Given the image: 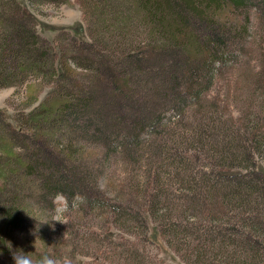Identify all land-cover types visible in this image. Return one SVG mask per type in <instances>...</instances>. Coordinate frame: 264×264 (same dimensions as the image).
Here are the masks:
<instances>
[{
    "label": "trees",
    "instance_id": "obj_1",
    "mask_svg": "<svg viewBox=\"0 0 264 264\" xmlns=\"http://www.w3.org/2000/svg\"><path fill=\"white\" fill-rule=\"evenodd\" d=\"M12 1L15 9L0 13V87L44 75L41 85L46 81L50 92L14 124L2 122L0 264H109L110 257L141 264L146 257L139 262L135 255L141 249L110 229L127 223L153 244L149 222L186 264H264V130L258 114L254 121L246 114L190 110L207 99L214 71L238 63L247 29L240 18L246 22L264 0H80L85 21L96 29L91 41H79L78 26L71 27L68 44L61 33L70 30L48 28L60 30L50 41L36 30L29 9ZM131 10L143 13L156 40L142 37L120 51L117 44L130 37L134 23L125 15ZM108 47L120 54L115 64L106 60ZM87 72L97 73L94 80ZM81 76L87 86L80 85ZM33 88L28 97L36 100ZM190 111L192 137H179L170 147L168 136L165 145L159 136L171 118ZM3 116L0 109L1 121ZM153 135L158 143L148 152L154 168L140 165L145 169L133 184L103 179L110 162L141 161L143 140ZM73 137H80L75 147ZM174 148L177 170H158L159 157ZM193 155L204 160L198 168ZM165 174L175 175L178 187ZM58 196L65 200L59 217L48 209ZM87 207L100 210L107 230L92 231L93 246L83 254L73 228Z\"/></svg>",
    "mask_w": 264,
    "mask_h": 264
},
{
    "label": "rangeland",
    "instance_id": "obj_2",
    "mask_svg": "<svg viewBox=\"0 0 264 264\" xmlns=\"http://www.w3.org/2000/svg\"><path fill=\"white\" fill-rule=\"evenodd\" d=\"M16 1L23 3L35 16L37 19L36 30L44 38L53 41L54 37L60 32V30L55 31L48 28H60L61 31L70 30L68 31L69 33L66 32L69 34L68 40L65 35H62L64 32L61 33L62 44L65 42L68 44L71 42L69 39L71 40V37L74 34L70 28L77 25L80 33L76 34V39L79 41L92 40L91 35L96 28L92 26L90 28L87 21H85L83 10L79 4L80 0H65L63 3H56L52 0ZM115 2L118 1L115 0ZM0 3L1 14L4 9H15L12 0H0ZM103 6L105 5H102V8ZM138 12L132 10L131 12H124L125 15H129L134 23L131 24V31L129 32L130 37L128 39L120 41L121 39L118 38L120 42H118L117 48L120 51H122L121 49L123 46L127 47L130 46V44H135L142 37H144L146 42H149L153 39L156 40V36L150 38L151 32L153 31L152 24L149 23L147 25V23L144 21L143 13L140 11ZM220 16L223 17L225 15ZM244 20L245 19L243 17L240 18V21L244 22L246 25L245 27L247 28L245 30L246 39L242 45L241 53H243L238 59V63H230L226 67L214 71L213 74L210 75V78H214V83L211 86L209 92H207V99L200 106H197L196 108L192 107L190 110L207 113L215 112V116L223 114V111L227 116L231 115L233 117H236L238 114L245 117L246 114L248 118L251 117V119L254 121H256L255 115L258 114L257 126L264 130V7H261L258 13H249V18L246 19V22ZM112 21L117 22L114 17L112 18ZM43 24L46 27H44ZM2 28L3 27L0 25V30L3 31ZM99 36L101 35H98L97 37ZM102 46L106 47L108 44H106L104 41ZM96 47L102 49L98 41ZM72 51H74L73 48H71V52ZM74 54H77V52L75 51ZM119 56L120 54L116 53V51H110L108 47V58L106 60H110V62L115 64L118 61ZM97 69V72H99L101 66L97 67ZM87 73L90 76L88 78L91 81L94 80L95 76L97 75L96 72L92 74L89 72ZM43 77L44 75L30 77L23 85L16 87H0V109L5 110V116L7 118L6 119L3 116L2 121L0 119L1 133L4 132L5 126L3 123L6 125L9 123V121H11L14 124V117L19 118V116L22 114L28 113L35 106H37L42 101V99H44V97L48 95L50 88L47 86V82L45 81L46 87L41 85V78ZM83 78L84 80H82ZM88 78H86V76H81V81H79V83L82 87L89 84L87 83L89 81ZM91 84H93V82ZM32 85L35 86V88H33V92H36V100H34L33 97H28V94L31 92ZM191 113L192 111H190L189 114L187 112L185 115L186 118H182L180 115L177 118H171V121L169 122L171 124L165 129L164 133L160 134L159 136L161 137V141L164 138L165 145L168 141V136H173V139L169 145L170 147L173 146L174 140L175 142L178 141L179 137H192V130L189 127V122L192 120V115L190 118H188V115ZM194 117L195 115L193 114V119ZM174 134H176V136H174ZM2 136L3 135H0V139ZM155 137L156 136L153 135L150 136L147 141L143 140V146H141L140 151L142 150L141 153L142 157L144 158L141 161L136 163L132 158H127L126 160L129 163H125L121 159L110 162L108 169L106 170L107 176L102 174L103 179H111V177H113L117 183H120L122 180H130L133 184L134 180L137 179V175L140 173L142 174V170L145 169L144 167L139 169L140 165L144 166L146 162H148L152 168H154L153 164L155 162L153 163V157L150 158L151 154L148 151L149 149L154 148L156 143H158H154ZM73 139L74 140L71 142L73 143V147H75V144L78 141L80 142V137H73ZM170 151V154L168 153L159 157L158 170L167 171V173L177 170V159L174 154L178 151L176 148ZM130 157H136V155L134 154ZM192 163L196 165V168H198V165L203 164L204 160L197 157L196 155H193ZM260 168L262 171L264 170V162L263 166ZM165 178L166 182L171 184V187H178L176 181L177 178L175 175L170 176L169 174H165ZM110 188L112 189V186H110ZM51 203V205H48V209L56 212L57 217L62 216L65 211L64 198L61 196L55 197V199L51 200ZM29 206L36 207L39 210V208L32 203H29ZM91 209L93 208L87 207L86 211L82 213L79 223L75 224L73 228L75 237L78 236V238L76 237L75 241L80 244L79 246L75 244V246L77 247L78 252L83 254H87L89 250L88 245L93 246L92 240L90 239V237H93L91 236V232L97 231L101 234L103 231L105 232L107 230L105 228L107 223L105 222L104 215H102V213L99 214L100 210L93 212L94 210ZM102 223H105V227ZM109 225L110 222L108 226ZM119 225L121 226L120 231L114 230L113 225H111L110 234H117L118 237L122 236L124 238L123 243L127 244L128 246L131 245L136 249L140 248L141 252L137 254L135 253L137 260L142 262L141 254H144V257H146L145 262L141 264H186L182 261V255L180 256V253L173 249L172 246L170 247L167 243H164L162 238L159 237L157 229L152 225L151 222H149L147 237L153 240V244L144 242L142 236L139 234L131 233L132 230L127 225V223ZM129 225L133 226V224ZM30 235L32 236L33 233H30ZM130 257L134 259L133 253H130ZM108 262L109 264H125L124 261L114 257H110Z\"/></svg>",
    "mask_w": 264,
    "mask_h": 264
},
{
    "label": "clouds",
    "instance_id": "obj_3",
    "mask_svg": "<svg viewBox=\"0 0 264 264\" xmlns=\"http://www.w3.org/2000/svg\"><path fill=\"white\" fill-rule=\"evenodd\" d=\"M15 259V258H14Z\"/></svg>",
    "mask_w": 264,
    "mask_h": 264
}]
</instances>
